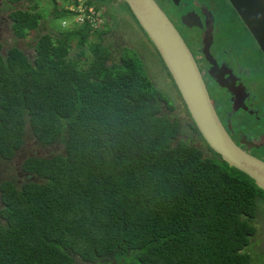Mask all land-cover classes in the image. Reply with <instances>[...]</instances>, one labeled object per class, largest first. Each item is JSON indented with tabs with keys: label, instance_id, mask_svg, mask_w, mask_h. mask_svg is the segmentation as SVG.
<instances>
[{
	"label": "trees",
	"instance_id": "1",
	"mask_svg": "<svg viewBox=\"0 0 264 264\" xmlns=\"http://www.w3.org/2000/svg\"><path fill=\"white\" fill-rule=\"evenodd\" d=\"M91 31L86 20L39 38L32 63L0 54V164L28 130L40 148L57 147L22 162L32 179L21 187L0 182V264H251L264 192L206 143L176 142L185 127L161 114L139 61L111 60L102 27L87 46ZM72 42L91 54L85 69L65 59Z\"/></svg>",
	"mask_w": 264,
	"mask_h": 264
},
{
	"label": "flooded vegetation",
	"instance_id": "2",
	"mask_svg": "<svg viewBox=\"0 0 264 264\" xmlns=\"http://www.w3.org/2000/svg\"><path fill=\"white\" fill-rule=\"evenodd\" d=\"M20 1L19 4L17 0H0V54L3 57L9 56V52L12 50L20 52L24 57V54L28 53L29 47L22 49L23 54L20 51V45L16 49L9 43L10 34L15 39L23 40L24 44H27L32 36L37 37L36 44L39 42V38L46 36L41 35V31L44 30L42 29L43 21L39 17L41 16L40 13L36 11L38 8L35 7V1ZM37 1L40 2L42 8L46 6L47 0ZM249 1L254 2L253 0ZM49 2L55 3L57 6V0H49ZM154 2L173 24L191 53L212 106L233 144L240 151L264 163V81L260 78L261 73L264 72V54L244 25L238 12L228 0H154ZM121 5L126 6L122 0ZM27 13L36 16V26L33 30H30L28 25L25 26L23 29L24 36L20 37L15 27L24 20L17 19V16L26 17L28 16ZM224 13L228 14L231 23L235 22L236 26H239L249 38L247 45H240L235 40L231 42L228 34L223 33V29L226 27V22L223 19ZM38 22L40 23L39 28ZM132 23L134 24V22ZM110 53L112 56V51ZM111 60L116 62L113 57ZM163 68L165 69L164 65ZM174 90L176 95L175 87ZM177 97L181 102L180 97ZM165 106L162 103L161 114H166L168 118H171V122H179L180 128L185 127V130L182 131L183 135L176 136V142L181 139L184 141L188 139L190 144H195L196 147L200 148L205 142L198 132H195L196 128L184 105L182 104L186 112L184 121L182 119L173 120V116L169 115L171 111ZM202 150L204 149L202 148ZM33 152L36 151L31 150L30 153ZM38 154H40V150ZM203 155L208 156L207 153H203ZM28 157L33 156L29 154ZM28 157H25L22 149H20L11 161H1L0 168L3 164L12 163L15 159L21 160L17 176L22 181L18 184L15 177L5 173L0 176V182L12 181L16 187H21L32 179L30 175L21 170L22 162ZM2 207L3 204L0 200V209ZM5 222L0 219V224L3 225ZM256 234L253 237L256 243L251 244L249 250L251 253L257 251L264 255L261 240Z\"/></svg>",
	"mask_w": 264,
	"mask_h": 264
},
{
	"label": "rangeland",
	"instance_id": "3",
	"mask_svg": "<svg viewBox=\"0 0 264 264\" xmlns=\"http://www.w3.org/2000/svg\"><path fill=\"white\" fill-rule=\"evenodd\" d=\"M17 1L19 4L21 3L20 0ZM34 1L36 3L35 7L38 8L36 11L37 13H40L41 16L39 17L43 21L42 29L44 30L41 31V35H49L53 40L61 39V33L75 30V28L78 29L85 24L86 19H89V24L92 31L86 45L88 46L90 43L98 42V37L95 36L93 32L100 31L102 27L104 32H108V34L103 38H105L106 42L108 41L110 45L109 51H112V57L115 59V61L117 63H121L122 58H129L131 60L137 59L141 66L140 71L142 75L150 80L163 95V97H161L163 101L161 102L166 105L165 107H167L169 111H171V114L169 115L174 117H172V119H182V121L185 120V109H183L181 104L182 102H179L177 93L176 95L174 94V86L171 79L167 75L166 70L163 68V64L158 54L156 53L152 44L148 41L145 34L139 29V27L132 23L127 9L121 5V0H78L77 5L73 4V0H57V6L55 3L51 4L49 0H47L46 6L44 8L41 7L39 1ZM85 3H88L90 8L85 9L83 7L85 6ZM122 3L124 2L122 1ZM93 9L99 13L103 21L100 22L98 20L99 15L97 14L93 15L92 17ZM71 10L73 12H77L76 16L67 12L66 17H53V11L54 13L57 12L58 14H63L64 11ZM86 11L91 15H88ZM33 17L36 16L28 14V18ZM24 18V16H17V19ZM223 19L226 22V27H224L223 33L228 34L229 41L232 42L235 40L237 41L236 43H239L240 45H247L249 38L241 30V28L236 26L235 22L231 23V20L228 19V14L224 13ZM39 24L40 23L38 22V28ZM10 37L11 39L9 43L12 44V46L16 49L18 45H20V51L22 53V49L29 47L28 53L23 54L28 59V61L32 63L36 56V53L34 52V46L36 44L37 37H30L27 44H24L23 40L13 38L11 34ZM14 42L17 45L13 44ZM108 43H105V45ZM103 50L104 53L107 52L106 48ZM81 52L83 53V56L79 57ZM238 53L240 54L239 50ZM65 59L78 61L79 66L85 69L91 60V54L89 50H87L86 46L78 49L76 47V42H72L70 48L67 50ZM261 74L262 75H260V78L264 81V72ZM27 139L28 144L22 149V153L25 157H28L29 154L31 156H48L53 153V149L57 148L56 146L52 149L40 148L37 146V144H35V140L29 134V130ZM31 150H35L36 152L30 153ZM39 150L40 154H38ZM20 162L21 160L15 159L12 163L3 164L0 168V176L4 175L5 173H9L7 175L15 177L17 179V183L20 184L22 179L18 178L17 176V173H19L18 166ZM259 197L264 199V194L260 193ZM253 222L255 234L257 233V237L261 240V248L264 249V201L261 205L257 206V216ZM253 243H256V241ZM252 254L254 261L251 264H264V255L261 254V252L259 254L257 251H253Z\"/></svg>",
	"mask_w": 264,
	"mask_h": 264
},
{
	"label": "water",
	"instance_id": "4",
	"mask_svg": "<svg viewBox=\"0 0 264 264\" xmlns=\"http://www.w3.org/2000/svg\"><path fill=\"white\" fill-rule=\"evenodd\" d=\"M167 70L196 131L228 167L264 192V163L240 151L221 125L187 46L154 0H122ZM264 54L263 0H228Z\"/></svg>",
	"mask_w": 264,
	"mask_h": 264
},
{
	"label": "clouds",
	"instance_id": "5",
	"mask_svg": "<svg viewBox=\"0 0 264 264\" xmlns=\"http://www.w3.org/2000/svg\"><path fill=\"white\" fill-rule=\"evenodd\" d=\"M90 8V7H89ZM66 12H69V13H72V14H74V12H70V11H66ZM75 16H76V14H74ZM86 20H88L89 21V19H86ZM85 20V21H86ZM62 28V27H61Z\"/></svg>",
	"mask_w": 264,
	"mask_h": 264
},
{
	"label": "built area",
	"instance_id": "6",
	"mask_svg": "<svg viewBox=\"0 0 264 264\" xmlns=\"http://www.w3.org/2000/svg\"><path fill=\"white\" fill-rule=\"evenodd\" d=\"M70 12H73L72 10Z\"/></svg>",
	"mask_w": 264,
	"mask_h": 264
}]
</instances>
